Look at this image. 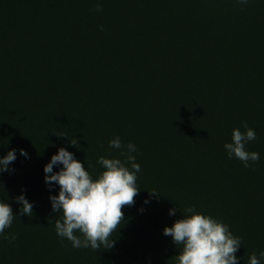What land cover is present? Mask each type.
I'll list each match as a JSON object with an SVG mask.
<instances>
[{
	"label": "trees",
	"instance_id": "trees-1",
	"mask_svg": "<svg viewBox=\"0 0 264 264\" xmlns=\"http://www.w3.org/2000/svg\"><path fill=\"white\" fill-rule=\"evenodd\" d=\"M96 3L0 0V159L16 150L0 202L16 216L5 234L17 235L0 239V264H175L163 230L193 206L241 238L239 264L253 252L264 264V0ZM243 121L257 134L246 150L260 154L249 168L224 148ZM116 136L124 149L109 147ZM128 143L140 191L114 247L73 248L56 235L59 186L44 167L64 148L95 178L99 157L124 161Z\"/></svg>",
	"mask_w": 264,
	"mask_h": 264
},
{
	"label": "clouds",
	"instance_id": "clouds-1",
	"mask_svg": "<svg viewBox=\"0 0 264 264\" xmlns=\"http://www.w3.org/2000/svg\"><path fill=\"white\" fill-rule=\"evenodd\" d=\"M238 2L246 5L249 0ZM95 11H103L102 0H97ZM100 30L103 31L102 26ZM241 127L243 131L240 128L233 129L232 142L226 143L224 148L229 159L235 157L245 168H249L260 160L258 152L246 150V145L256 140L257 134L248 126L247 121H243ZM69 143L76 146L77 140L71 139ZM109 147L124 149L125 146L120 137L116 136L109 141ZM136 151L135 144L128 143L126 151L120 152V156L126 157L124 161L99 157L97 163L104 170L93 178L72 153L64 148L58 149L57 154L44 167L45 183L59 186L58 195L49 197L52 211L62 214L54 225L58 237L66 238L77 249L90 247L96 252L101 246L107 249L114 247L116 241L110 237L124 220L122 209L133 206L134 198L140 191L137 173L141 168L135 162L136 157L131 155ZM20 154L27 158L24 150L21 149ZM15 159V149L0 159V173L11 171L8 165ZM55 165H63V168L54 173ZM15 199L22 205L20 215L31 217L33 204L24 195ZM175 214L176 209H170L169 215ZM15 218L11 206L0 202V239L9 243L17 239L15 233L5 234ZM77 231L80 235L75 234ZM163 234L172 237L173 243L180 250L173 257L175 264H239L235 254L241 247V238L234 236L227 224L198 212L194 206L186 208L184 218L175 221L172 227H165ZM259 257L264 258V251L259 253ZM248 264H261L255 252L249 255Z\"/></svg>",
	"mask_w": 264,
	"mask_h": 264
}]
</instances>
